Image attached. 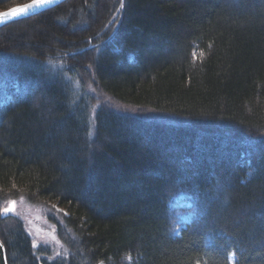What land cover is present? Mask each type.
Instances as JSON below:
<instances>
[{"label":"trees","instance_id":"trees-1","mask_svg":"<svg viewBox=\"0 0 264 264\" xmlns=\"http://www.w3.org/2000/svg\"><path fill=\"white\" fill-rule=\"evenodd\" d=\"M0 59L8 264H264V0H64L1 25ZM18 197L62 208L64 249Z\"/></svg>","mask_w":264,"mask_h":264},{"label":"rangeland","instance_id":"rangeland-1","mask_svg":"<svg viewBox=\"0 0 264 264\" xmlns=\"http://www.w3.org/2000/svg\"><path fill=\"white\" fill-rule=\"evenodd\" d=\"M44 65H46L45 66L46 68H50L53 72L58 71L61 67V64L59 62H46ZM72 84L78 88L77 90L74 89L76 95L77 94L81 95L82 93L90 92L88 86L82 87V85H80V83L77 80H73ZM101 101H105V99L101 98ZM112 106L115 109L122 111L127 110V112H130L131 114H135L143 117L154 118V119H159L161 117V115L151 111H143V110L140 111L136 108H128L125 107L124 105L122 106L118 104H113ZM164 120H168L170 122L179 121L173 118L169 119V117H167ZM188 198L189 197L187 195H180L176 198L175 201L178 203V205L188 206L189 205ZM13 201L14 204L10 202L9 204L4 205V207L1 210V214L5 215L6 213L11 212L14 215L18 216L19 218H21V220H23L25 229L32 239V246L37 252L41 251L42 249L50 248L51 254L55 255L57 254L56 252H58L61 249H64V247L62 248L61 243L56 236L55 227L48 220L49 216L51 217L52 215L59 218L60 212H64L60 206L54 203H52V205L33 203L32 201H29L24 197L15 198ZM8 207H10L9 210L7 209ZM190 218H191L190 212H184L179 215L177 221L179 225L178 228L175 230L176 234L179 233L180 228L184 227V225L189 222ZM229 260L231 263L233 262L232 255L229 257ZM99 264H103V263L100 262Z\"/></svg>","mask_w":264,"mask_h":264},{"label":"water","instance_id":"water-1","mask_svg":"<svg viewBox=\"0 0 264 264\" xmlns=\"http://www.w3.org/2000/svg\"><path fill=\"white\" fill-rule=\"evenodd\" d=\"M62 1H64V0H48V2L45 3L44 5H42L40 7H37V8L28 9L23 14L17 15L15 17H13L11 15H9V16L0 15V25H3L5 23H7V22H10V21H13V20H16V19H20V18H23V17H27V16H31L33 14L39 13V12H41L43 10H46L48 8H51V7L61 3ZM31 2H32V0H29V1H26V2L20 3V4H15V5L7 8V9L1 10L0 13L10 12V10L12 8L25 7L26 5H28ZM7 209L9 210L10 207H8ZM0 264H8L7 257H6V250H5V247H4L1 239H0Z\"/></svg>","mask_w":264,"mask_h":264},{"label":"snow or ice","instance_id":"snow-or-ice-1","mask_svg":"<svg viewBox=\"0 0 264 264\" xmlns=\"http://www.w3.org/2000/svg\"><path fill=\"white\" fill-rule=\"evenodd\" d=\"M47 2H48V0H32V2L29 3L28 5H26L25 7L12 8L10 10V12L0 13V15H3V16H9V15H11V16L15 17L17 15L23 14L28 9L40 7V6L44 5ZM11 203L14 204V201L11 202ZM6 211H7V209H6Z\"/></svg>","mask_w":264,"mask_h":264},{"label":"bare ground","instance_id":"bare-ground-1","mask_svg":"<svg viewBox=\"0 0 264 264\" xmlns=\"http://www.w3.org/2000/svg\"><path fill=\"white\" fill-rule=\"evenodd\" d=\"M63 2V1H62ZM1 26V25H0Z\"/></svg>","mask_w":264,"mask_h":264}]
</instances>
